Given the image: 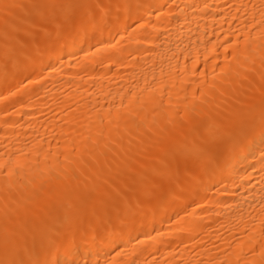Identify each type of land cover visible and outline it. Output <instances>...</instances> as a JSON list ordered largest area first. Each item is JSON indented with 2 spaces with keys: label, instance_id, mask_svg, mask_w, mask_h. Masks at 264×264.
Wrapping results in <instances>:
<instances>
[{
  "label": "bare ground",
  "instance_id": "bare-ground-1",
  "mask_svg": "<svg viewBox=\"0 0 264 264\" xmlns=\"http://www.w3.org/2000/svg\"><path fill=\"white\" fill-rule=\"evenodd\" d=\"M3 51L0 264H264V0H0Z\"/></svg>",
  "mask_w": 264,
  "mask_h": 264
},
{
  "label": "rangeland",
  "instance_id": "rangeland-1",
  "mask_svg": "<svg viewBox=\"0 0 264 264\" xmlns=\"http://www.w3.org/2000/svg\"><path fill=\"white\" fill-rule=\"evenodd\" d=\"M58 15H59V14H58ZM57 17H59V16H57ZM8 52L10 53V51H7V52L3 51V52H0V60H4L6 57H8V56L10 55ZM2 53H3V55H2ZM5 53H6V54H5ZM4 54H5L6 56H5ZM4 56H5V58H4ZM11 70H13L12 67H6V69H4V70L0 69V72H1V73H4V72H5V73L7 74V72L9 73V71L11 72Z\"/></svg>",
  "mask_w": 264,
  "mask_h": 264
}]
</instances>
